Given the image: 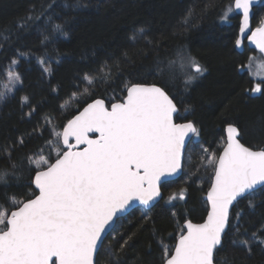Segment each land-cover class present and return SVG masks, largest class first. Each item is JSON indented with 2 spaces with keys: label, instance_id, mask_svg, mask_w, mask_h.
<instances>
[{
  "label": "trees",
  "instance_id": "obj_1",
  "mask_svg": "<svg viewBox=\"0 0 264 264\" xmlns=\"http://www.w3.org/2000/svg\"><path fill=\"white\" fill-rule=\"evenodd\" d=\"M233 3L0 0V93L5 92L3 84L13 59L19 60L13 70L22 81L10 99H0V169L11 171L4 149L11 150L12 163L17 165L15 176L0 183V204L9 208V196L25 200L35 190L27 187L32 179L28 157L42 154L54 160L55 152H49L47 143L50 133L62 131L87 103L98 98L121 101L129 83L157 84L174 99L185 118L199 127L200 138L188 146L183 175L163 185V198L150 210L136 208L117 221L104 241V250L98 253L97 264H162L161 242L172 248L186 220L202 221L207 214L204 195L213 168L206 163L204 146L208 150L217 146L220 153L218 145L224 141L229 123L240 128L245 144L264 145V94L250 95L256 80L248 71H241L247 51L235 49L240 18L228 14V19H223ZM263 13L264 3L256 9L255 25ZM30 15L25 27L18 28ZM57 24L63 26L62 32L56 31ZM19 53H25L24 57ZM178 53L195 59L207 71L186 84L190 70L169 63L178 61ZM105 64L112 71L101 82L98 70ZM44 67H50L52 74L44 73ZM86 73L97 76L92 85L82 80ZM73 93L77 95L73 97ZM23 97L29 98L31 108L23 103ZM33 108L35 112L28 116ZM48 118L51 123L46 122ZM181 189H186L185 199L169 202L168 197ZM235 213L240 214L241 232H256L257 242L250 254L234 247L233 239L248 236L238 237L233 230L225 237L216 264H264V244L259 243L264 239L259 232L264 223V192L257 190L239 200ZM235 223L231 215L230 225ZM125 240L127 245L121 250Z\"/></svg>",
  "mask_w": 264,
  "mask_h": 264
},
{
  "label": "snow or ice",
  "instance_id": "obj_2",
  "mask_svg": "<svg viewBox=\"0 0 264 264\" xmlns=\"http://www.w3.org/2000/svg\"><path fill=\"white\" fill-rule=\"evenodd\" d=\"M252 4L253 0H234L223 19L227 20L234 10L242 14L235 45L240 47L247 39L258 49L262 60L253 71L255 57H250L247 68L242 66L241 71H248L260 81L250 93L264 94V20L246 36ZM31 19V15L26 17L17 27L22 29ZM55 29L62 32L63 26L57 24ZM139 32L143 34L144 29ZM19 55L23 58L25 53ZM169 63L190 70L186 84L207 71L182 53H178V61ZM18 64L19 60L11 61L0 99L22 82L13 70ZM111 71L107 64L98 70L101 82ZM43 72L51 75L52 69L44 67ZM96 79L97 76L87 73L82 78L88 85ZM125 91L126 96L119 102L94 99L68 120L62 131L50 133L52 138L47 143L49 152H55L54 160L42 154L38 158L28 157L32 179L27 187L35 190L25 200L9 196V208L0 204V264H96L98 252L104 250L103 238L117 213L133 201L149 206L162 198V180L181 170L185 140L189 134L198 137L199 129L191 120L177 122L183 117L163 88L129 83ZM84 93H88V88ZM22 99L31 108L29 98ZM33 112L34 108L27 115ZM46 122L51 123L50 118ZM240 135L239 128L229 123L221 153L202 150L207 165L213 168L206 195V219L203 223L186 220L171 249L161 242L162 264H216L215 257L233 230L238 237L248 238L233 239L232 245L251 253L257 233L248 235L247 229L241 232L240 214H231V209L240 198L246 199L257 190L264 192V150L246 147L240 142ZM19 143H23L22 138ZM38 151L42 153L43 149ZM4 152L11 171L0 169V183L6 184V177L15 176L17 165L12 163L11 150ZM185 194L186 189H181L170 195L168 201L183 200ZM249 205L254 207L251 200ZM230 214L235 224L230 225ZM259 232L264 236V223ZM259 243L264 244V239ZM126 245L127 240L120 245L121 250Z\"/></svg>",
  "mask_w": 264,
  "mask_h": 264
},
{
  "label": "water",
  "instance_id": "obj_3",
  "mask_svg": "<svg viewBox=\"0 0 264 264\" xmlns=\"http://www.w3.org/2000/svg\"><path fill=\"white\" fill-rule=\"evenodd\" d=\"M234 4V3H233ZM262 4V0H253V4H252V8H251V12H250V29H249V32L248 33H246V36L247 35H249L250 33H251V31H254L255 30V26L253 25V20H254V17H255V14H256V9H257V7L259 6V5H261ZM235 11V15H237V16H239V18H240V20H239V26H240V23H241V21H242V14L239 12V10H234ZM262 20H264V18L262 19ZM258 27V26H257ZM239 32V31H238ZM245 43L251 48V49H254V50H256V51H258V49H256L255 48V45L254 44H252L250 41H248L247 39L245 40V42H244V44L242 45V46H240V47H236V50L239 52V53H242V52H244V50H245ZM146 85H152V84H146ZM156 86H158V87H161V86H159V85H157V84H155ZM162 88V87H161ZM165 90V89H164ZM166 91V90H165ZM167 92V91H166ZM169 95V94H168ZM126 96V95H125ZM170 96V95H169ZM171 97V96H170ZM172 98V97H171ZM98 99H102V98H98ZM173 99V98H172ZM104 100V99H103ZM173 101H174V99H173ZM92 102V101H91ZM91 102H89V103H91ZM105 102L106 103H108L106 100H105ZM116 102H119V101H116ZM174 103H176L175 101H174ZM88 104V103H87ZM87 104L85 105V106H87ZM177 105V104H176ZM84 106V107H85ZM177 108H178V106H177ZM83 110V108H81L75 115H77L80 111H82ZM74 115V116H75ZM73 116V117H74ZM72 117V118H73ZM71 118V119H72ZM187 122V121H186ZM235 125V124H234ZM236 127H238L237 125H235ZM227 127V126H226ZM226 127H225V137H226ZM239 128V127H238ZM239 130H240V128H239ZM240 133H241V130H240ZM94 136L95 135H98V134H93ZM193 135H191V134H189V137L188 138H186V140H185V151H184V158H183V161H182V167H181V170L178 172V173H176L175 175H173V176H169V177H166L164 180H162V183H161V194H162V198H163V196H164V193H163V190H162V185L163 184H165L166 182H169V181H173V180H176V179H178V178H180L182 175H183V173H184V166H185V158H186V152H187V149H188V146H189V144L191 143V141L193 140ZM240 142L242 143V144H244L246 147H249V148H252L254 151H258V150H264V145L262 146V147H253V146H249V145H247V144H245L243 141H242V134L240 135ZM222 150V149H221ZM221 153V152H220ZM219 153V154H220ZM210 188V187H209ZM260 188V186H257V189H259ZM208 191V190H207ZM206 195H207V192H206V194L204 195V200L206 201ZM162 198H158L156 201H154L151 205H149V206H145V205H143V204H141V203H139V202H137V201H133L123 212H120V213H117V217H116V219L114 220V222H113V224H112V226H111V228L108 230V232L106 233V235H105V237L103 238L104 239V241H105V239H106V237L112 232V230L114 229V227H115V225H116V223H117V221L120 219V218H122V217H124L125 215H127L128 213H130L132 210H134V209H136V208H143V209H145V210H150L151 208H153ZM242 198H240L239 200H241ZM238 200V201H239ZM237 203H235L234 204V206L236 205ZM234 206H233V208H234ZM233 208L231 209V214H232V211H233ZM13 210H15V209H13ZM231 214H230V220H231ZM206 216H207V214H206ZM206 216H205V218L202 220V221H193L192 220V222L193 223H203L204 222V220L206 219ZM189 220V219H188ZM191 220V219H190ZM186 222V221H185ZM185 224V223H184ZM178 240V239H177ZM99 253V252H98ZM97 257H98V255H97ZM97 257H96V264H97Z\"/></svg>",
  "mask_w": 264,
  "mask_h": 264
},
{
  "label": "flooded vegetation",
  "instance_id": "obj_4",
  "mask_svg": "<svg viewBox=\"0 0 264 264\" xmlns=\"http://www.w3.org/2000/svg\"><path fill=\"white\" fill-rule=\"evenodd\" d=\"M253 25L255 26V27H257V26H259V25H255L254 24V21H253ZM238 31H239V27H238ZM235 49H236V45H235ZM244 51H247V58H246V62L244 63V68L246 69V66L248 65V63H249V58L250 57H253L254 55H256V54H260L259 53V51H256V50H254V49H251L246 43H245V50ZM254 54V55H253ZM261 55V54H260ZM246 71V70H245ZM255 85H253L252 87H254ZM250 95H252V93L250 94ZM177 104V103H176ZM178 106V105H177ZM182 113H184V112H182L181 110H180V107L178 106V115L180 116V117H183V119H178L177 120V122L178 123H183V122H186V121H188L189 119H186L185 118V116L182 114ZM228 125V124H227ZM226 125V126H227ZM197 126V125H196ZM225 126V127H226ZM197 128L199 129V127L197 126ZM199 132H200V130H199ZM224 135H225V128H224ZM200 138V134H199V136L198 137H196V136H194L193 137V140H197V139H199ZM192 140V141H193ZM191 141V142H192ZM185 167V166H184ZM164 185V184H163ZM163 185H162V190H163ZM163 193H164V191H163Z\"/></svg>",
  "mask_w": 264,
  "mask_h": 264
},
{
  "label": "rangeland",
  "instance_id": "obj_5",
  "mask_svg": "<svg viewBox=\"0 0 264 264\" xmlns=\"http://www.w3.org/2000/svg\"><path fill=\"white\" fill-rule=\"evenodd\" d=\"M263 3H264V0H263ZM229 14L234 15V14H235V11H233V12H231V13H229ZM261 18H262V19L264 18V13L261 15ZM253 55H254V54H253ZM253 57H255V59L252 61V64H253V71H255L256 64L262 60V57H261L260 54H256V55H254ZM246 68H247V66H246ZM47 75H48V74H47ZM251 77H252V76H251ZM254 80H256V83H259V82H258V81H259L258 79H254ZM19 87H21V83L15 85L14 88H13V90H12L10 93L7 94L6 98H4V99H2V100L5 101V100H7V99H10V98L13 96V94H15V92L17 91V89H18ZM223 143H224V141H223L222 143H220V144L218 145V147H221V148H222ZM203 146H204V145L202 144V147H203ZM204 148L207 149L206 146H204ZM216 148H217V146L215 147L214 150H208V151H209V152H215L217 155H219V152H217ZM170 249H171V248H170Z\"/></svg>",
  "mask_w": 264,
  "mask_h": 264
}]
</instances>
